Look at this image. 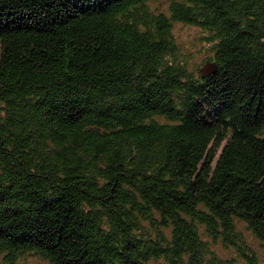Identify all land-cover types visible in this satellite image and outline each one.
Instances as JSON below:
<instances>
[{
    "label": "trees",
    "instance_id": "1",
    "mask_svg": "<svg viewBox=\"0 0 264 264\" xmlns=\"http://www.w3.org/2000/svg\"><path fill=\"white\" fill-rule=\"evenodd\" d=\"M153 2L0 0L6 264H264V0Z\"/></svg>",
    "mask_w": 264,
    "mask_h": 264
},
{
    "label": "rangeland",
    "instance_id": "2",
    "mask_svg": "<svg viewBox=\"0 0 264 264\" xmlns=\"http://www.w3.org/2000/svg\"><path fill=\"white\" fill-rule=\"evenodd\" d=\"M166 0H160V3L153 2L158 8L165 7ZM174 36L181 46V48L188 52L192 56V66H203L201 62L208 52L207 47L201 42V30L195 25L184 24L176 22L173 28ZM240 231L242 232L245 242L257 255V260L264 263V241L256 238L252 233L242 224H238ZM216 253L223 259H231L232 264H248L245 259L237 253L234 246H223L217 244L215 246ZM0 264H6L4 262L2 254H0ZM15 264H50L48 260L39 257L34 254H24L19 256L15 261ZM152 264H160V261H154Z\"/></svg>",
    "mask_w": 264,
    "mask_h": 264
},
{
    "label": "water",
    "instance_id": "3",
    "mask_svg": "<svg viewBox=\"0 0 264 264\" xmlns=\"http://www.w3.org/2000/svg\"><path fill=\"white\" fill-rule=\"evenodd\" d=\"M208 68H211V70H213V68H214V65L213 64H211V63H209V62H207L206 64H204V66L201 68V72H205L206 71V69H208Z\"/></svg>",
    "mask_w": 264,
    "mask_h": 264
}]
</instances>
